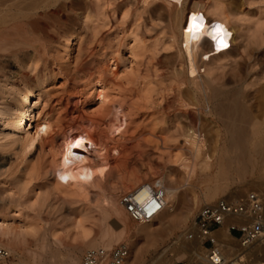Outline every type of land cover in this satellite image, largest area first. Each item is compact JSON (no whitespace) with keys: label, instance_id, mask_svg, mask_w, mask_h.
<instances>
[{"label":"bare ground","instance_id":"obj_1","mask_svg":"<svg viewBox=\"0 0 264 264\" xmlns=\"http://www.w3.org/2000/svg\"><path fill=\"white\" fill-rule=\"evenodd\" d=\"M74 1L1 0L0 8L5 9L2 14L15 11L19 15L44 9L58 13L62 9L73 8ZM149 1L156 3L153 12L163 24L167 41L175 50L169 56L173 57V61L167 67L177 85L173 96L176 101L174 115L188 120L191 125L183 135L184 155L173 160L187 177L181 189L197 188L196 184L204 185L205 189L200 196L194 195L188 211L179 215L176 213L179 188L173 185L172 174L165 173L160 179L165 189L163 212L140 224L138 229H132L119 203V193L139 190L145 183L122 177L108 192L103 191L98 183L107 173L119 169L122 158L117 159L113 167H108L111 151L119 155L125 153V144L129 142L127 135L142 118L145 99L134 101L132 89L127 86L117 88L113 95L108 94L105 76L117 66L116 61L110 58L107 60V70L96 73L92 86L95 101L105 105L103 119L97 124L83 120L78 125L56 131V124L39 107L42 94L49 84L48 76L41 74L33 80V84H29L26 82L27 76L22 77V72L34 70L31 59L15 57L17 79L0 80V153H14L17 171L9 176L5 164L0 163V187L5 186V180L14 179L18 192L23 196H34L41 213L49 208L52 212L49 215L55 222L53 228H49L48 224L42 227L36 222L29 223L27 229L12 230L0 215V244L14 251L18 246H25L28 237L31 238L36 250L30 252V264H81L80 256L84 248L102 247L110 250L132 234L146 236L149 243L147 250L150 251L155 246L153 238L160 231L180 232L181 240L193 208L200 204H212L220 197L240 196L237 194L241 190H237L234 196L227 195V187L235 183L248 185L244 181L247 175L261 184L252 190L264 188V118L254 114L253 110L255 104L264 99V95H252L251 88L256 84L250 80L256 73L253 61L249 60L248 72L242 74L237 71L234 74V81L217 83L221 81L220 69L227 58L239 56L240 60L246 61L247 57L251 59L247 52L250 43L246 32L233 25L231 10L220 0ZM193 17L198 21L196 27ZM84 24L90 28L93 16L84 17ZM23 27H17L19 39H24ZM76 37V32L72 31L61 45L62 57L66 60L71 59V47ZM239 39L241 43L237 42ZM250 42L256 47L253 50L262 49L264 57L263 27L255 28ZM261 69L263 76L260 80L264 81V64ZM187 94L192 100H185ZM202 118L214 125V134L205 133ZM41 145H48L52 150L51 161L47 166L31 160ZM34 180H42L43 189L31 188ZM70 187L78 198L90 193H95L99 198L94 210L100 216L96 232L91 233L84 228L92 216L84 213L82 206L70 208L66 216L58 213L61 210L56 201L61 194L59 189ZM164 214L167 216L166 221L155 232L146 234V230ZM110 220H113L117 229L109 225ZM221 235L224 236V233ZM178 242L173 244L177 245L175 250L173 246L169 248L174 252L170 259H164L168 252L165 250L147 264L179 263L185 253L182 252V243ZM230 244L235 242L226 239V246L231 247ZM60 246L65 249L63 261L59 260L61 253L57 248ZM250 248L256 254L264 255V241ZM249 249L230 248L237 256L246 254ZM140 254L141 251L134 246L131 264L137 263ZM196 259H201V255Z\"/></svg>","mask_w":264,"mask_h":264},{"label":"rangeland","instance_id":"obj_2","mask_svg":"<svg viewBox=\"0 0 264 264\" xmlns=\"http://www.w3.org/2000/svg\"><path fill=\"white\" fill-rule=\"evenodd\" d=\"M220 1L231 10L234 16L233 25L246 32L247 41L250 43L247 52L251 59L247 57L244 61L240 60L239 56L227 58L220 69L221 81L217 83L234 81V74L237 71L242 74L248 72L249 60H252L253 70L256 72L250 78L256 82L251 88L252 95L256 97L264 95L262 93L264 81L260 80L263 76L261 72L264 64L263 52L262 49L253 50L256 47L250 42L255 28L264 29V0ZM73 4V8H65L58 13L44 9L19 15L15 11L2 14L5 9L0 8V80L17 79L15 57L30 58L34 70L23 71L22 77L27 76L26 82L33 84L37 76L41 74L48 76L49 84L42 94L39 107L43 108L46 115L56 124V131L78 125L83 120L97 124L103 119L105 105L94 99L93 80L97 72L107 70V60L113 58L117 64L116 69L113 70V74L105 76L108 94L113 95L117 88L127 86L132 89L134 101L139 102L143 98L146 105L142 118L127 135L129 142L125 144V153L119 155L111 151L108 167H113L115 161L122 158L119 169L99 179L98 186L108 192L109 188L117 185L122 177L135 179L137 183L150 184L170 172L173 176V185L179 188L176 213L183 215L190 208L193 196H200L205 186L196 184L197 188L181 189L186 184L187 177L173 162L175 157L184 155L183 135L191 125L188 120L174 115L176 101L173 96L177 85L170 77L167 67L173 61V57L169 56L174 54L175 50L167 41L163 24L153 12L156 3L149 0H75ZM87 15L93 16L90 28L84 24V17ZM19 25H24V39L17 36ZM72 31L76 32L77 37L71 47V59L66 60L62 57L61 45ZM237 42L241 43V40ZM203 76L206 77L204 74ZM184 97L185 100H192L190 94ZM254 107V114L264 118V99ZM202 124L205 133L214 134L215 128L210 120L202 118ZM51 156V148L48 145H41L31 156V160L37 164L45 163L47 166ZM15 158L12 151L0 153V163L5 164L9 176L17 171ZM244 181L248 185L243 183L229 185L227 195L234 196L237 190H241L237 195L242 196L252 191L253 187L261 186L248 175ZM42 183V180H34L31 188L34 186L36 190L43 189ZM4 184V187H0V215L10 229H27L29 223L36 222L42 227L48 224L49 228H53L55 219L50 217L49 213L52 212L49 208L41 213L35 197L20 194L14 186V179L5 180ZM59 190L61 194L56 201L60 204L61 210L58 213L66 216L70 213V208L82 206L84 213H90L92 216V220L85 223L84 228L91 233L96 232L100 224V216L94 211L99 203L97 195L90 193L78 198L73 195L72 187ZM124 193L127 192L119 193L118 199ZM203 206L204 204H200L193 208L186 231L190 229L197 211ZM125 218L132 229L139 228L140 224L133 222L126 213ZM166 219L167 216L162 215L146 230V234L155 232ZM113 223V220L109 221V225L117 229ZM180 234L170 230L160 231L153 238L155 246L150 251L147 250L149 243L146 236L132 234L123 238L119 244L124 243L129 248L128 264H131L134 246L141 251L136 264H147L165 250L168 252L164 259H170L174 252L169 248L173 246L172 249L175 250L176 246L173 244L178 241ZM230 245L233 249L239 248L237 243ZM87 249L91 248L83 249L80 262ZM34 250L36 249L32 239L28 237L25 246H18L12 251L20 264H30V252ZM57 250L61 253L59 260L63 261L66 257L65 249L60 246ZM241 258L240 264H264V255L256 254L253 248ZM194 262L193 258L185 255L178 264Z\"/></svg>","mask_w":264,"mask_h":264},{"label":"built area","instance_id":"obj_3","mask_svg":"<svg viewBox=\"0 0 264 264\" xmlns=\"http://www.w3.org/2000/svg\"><path fill=\"white\" fill-rule=\"evenodd\" d=\"M119 203L135 223H146L159 216L165 207V189L160 180L120 196ZM224 233V236L221 233ZM226 239L249 249L264 241V188L242 196L220 198L201 207L184 236L179 239L182 252L195 260L193 264H240L241 256L226 246ZM177 247V245H175ZM201 253H204L203 255ZM129 248L119 244L108 250L87 249L81 264H128ZM0 264H20L13 252L0 244ZM178 264V263H177Z\"/></svg>","mask_w":264,"mask_h":264},{"label":"snow or ice","instance_id":"obj_4","mask_svg":"<svg viewBox=\"0 0 264 264\" xmlns=\"http://www.w3.org/2000/svg\"><path fill=\"white\" fill-rule=\"evenodd\" d=\"M194 27L198 26V21L196 17H193Z\"/></svg>","mask_w":264,"mask_h":264}]
</instances>
